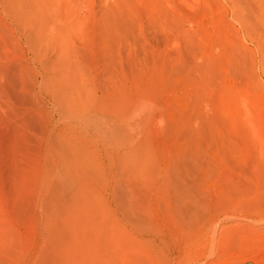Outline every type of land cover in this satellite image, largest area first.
I'll return each mask as SVG.
<instances>
[{"label":"rangeland","instance_id":"rangeland-1","mask_svg":"<svg viewBox=\"0 0 264 264\" xmlns=\"http://www.w3.org/2000/svg\"><path fill=\"white\" fill-rule=\"evenodd\" d=\"M40 1L42 22L53 31L49 42L0 0V258L36 264L45 248V218L53 211L38 200L49 186L57 144L76 138L89 168L118 152L131 158L144 151L151 162L159 157L163 169L181 142L179 126L198 121L205 138L219 133L213 137L230 138L233 146L228 153L219 142L220 148L206 143L201 167L191 165L186 177L197 184L207 176L204 195L212 188L223 213L202 211L193 221L171 214L163 172L133 176L126 163L114 181L133 210H118L110 192L109 205L104 199V217L114 219L104 258L107 264H264V0ZM68 89L78 93V104L103 115L101 124L94 112L87 117L92 124L81 122L83 113L65 114ZM109 117L117 123L108 126ZM221 153L231 154V165ZM234 185L238 193L226 195Z\"/></svg>","mask_w":264,"mask_h":264},{"label":"bare ground","instance_id":"bare-ground-1","mask_svg":"<svg viewBox=\"0 0 264 264\" xmlns=\"http://www.w3.org/2000/svg\"><path fill=\"white\" fill-rule=\"evenodd\" d=\"M9 2L13 8H15L19 11V17L25 23L30 24L32 31H35V33L38 32V33L42 34V36H40V37H42V39L46 38V40L49 42V40H50L49 37H50V35L53 34V31L51 30V28H48L44 22H42L43 12H44V4H42V2L40 0H9ZM51 31H52V33H51ZM43 34L45 35V38L43 37ZM63 44H65V43L63 42ZM63 48H65V47H63ZM65 52H63V55H62L64 57L66 56V54L64 55ZM55 84L60 85L61 82L60 81H58V83L53 82V85L55 87H57ZM68 90L70 92L62 97V102L64 105L65 114L74 115L76 113H78V114L83 113V114H81V122L82 123L84 122V124H85V121H88L87 117H89L88 116L89 113L94 112V110L88 108L84 101L80 102L78 104V97H79L78 93L75 92L74 89H68ZM98 113L99 112H96V111L94 112L93 121L95 123H100L99 121L103 120V118H104L103 115L101 116ZM109 118H107L108 121L110 122V123H108V126L109 125L113 126L115 123H117L116 120H118V119L112 118V117L110 119ZM209 118H210V115H209ZM185 119H187V118L185 117L183 120H185ZM187 120L189 121V119H187ZM195 120H193V121H195ZM79 121H80V119H79ZM90 121H92V120H89L88 122H90ZM93 121L90 123L92 124ZM102 122H103V124L106 123V122L104 123V121H102ZM76 124H77V122H76ZM79 124H81V123H79ZM178 124H179V122H178ZM180 124H182V123H180ZM187 124L189 125V123H187ZM188 125L187 126L186 125H180L179 126L178 135L179 136L181 135L180 136V139L182 138L180 140L181 142H178L177 146L175 147L176 152L174 155L171 154V155H169V157L167 156L166 161L163 158V160L166 162V163L164 162L165 167L163 166L162 167L163 169H161V167H159L160 164L157 165L160 161V159L157 160L159 157L156 158V160L158 162H156V160H155V162L154 161L151 162L149 160V157L147 158L148 154L146 156L144 151L143 152L142 151H135L131 158H127V157L121 155L117 151L118 153L117 152H115V153H117L118 156L115 158L113 156H111L110 162H107L108 164L104 163L105 165L104 164L100 165L101 163H97L100 166L95 167V164H96V162H95L94 166L90 167L91 169H93V170H91L88 166V163L85 162L86 159L84 161L81 159V153H84V151H82L80 148V146L82 147V145L79 146L80 141H78L79 142L78 143L75 140L76 138H74L72 140H68L69 142H64V143L60 142L59 144H57L55 146L56 152H55V149L53 148L54 149L53 154L52 153L50 154V157H51L50 159H53L54 157H55V159L57 157V159H56V162L54 164H52L51 169L48 171L49 186L45 190V192H43L44 197L42 198V200H38L39 204L42 206L43 210L49 209L50 211H53V212L49 213L48 218H45V222L47 223V225H46L47 226V235L45 234L46 237H44L46 243L44 246L45 248H43L41 253H39V255H38L39 258L37 259L36 264H107V261L104 258L105 255L102 252V250H104L106 248L107 238H108V236H106V235H107L108 229L110 230L109 224H108L109 220L107 219L108 221H106V219L104 217L105 215H107V213H109V212L105 211L107 208L106 207L107 204L109 205V203L107 201V198L109 197V192L111 193V196L113 198L112 200L116 201V203L118 205V210L120 209V211L123 213H125V210H133V207L131 205H128L125 202L126 200L124 201V199L122 198L123 193L121 194L120 193L121 189L120 188H119L120 190L118 189L119 181H114V179H116L117 177H118V179H120L122 176H124V171H125V169L128 168L126 163L130 164L129 167H130V169H132L133 172L131 173L130 169H128L129 170L128 172L133 174V176L134 175L136 176L137 174L138 175L144 174L145 172H148L150 170L151 171L156 170V171H158V173H159V171L163 172V174H162V183H163L162 189H164L166 186L167 193L169 196V197L168 196L167 197H168V199L170 198V200H169L170 201L169 202L170 203L169 212L171 211L172 212V213L170 212L171 214L182 215V216L188 215L189 217L192 216V217L198 218L199 216L200 217L202 216V211L206 212L207 216H209V217H215V216L218 217L221 213H223L224 209L220 207L221 205L219 206L218 203H215V200L213 202V197H212L213 195L211 194L212 188L210 191L205 193L206 196L204 195V190H206L207 188L203 189V187H204V185H206L208 183V182L204 183L205 182L204 179L208 180L206 178L207 177L206 175H205L206 177L205 176H204L205 178L202 177L201 180H199V183L197 182V184H196L195 180L189 181L190 179L189 178L187 179L186 177H187V174L189 173V171L191 170L192 166H193V168H195V167L200 168L201 167L199 165L201 164L200 162H202V160H199V159L202 158V154L204 155L207 152L206 148H209L212 146H216L217 148L218 147L220 148V146L218 145V142H219L222 146L221 147L222 149L220 148L221 151H227L228 149H230L229 152L228 151L227 152L231 153L230 152L231 147H233L232 143L227 142L230 140V138L228 136H226V137L229 139L226 141L225 139H221L223 137H221V138L213 137V135H216L213 133H212L213 135H210L208 137V138H210L212 136L210 138V140L207 137L205 138L206 135L204 136L203 135L204 132H201V129H200L202 124L199 127L198 121L193 122L192 126H190V127ZM81 126L84 127V125H82V124H81ZM91 126L92 125H90V127ZM103 127L105 128V126H103ZM205 127L203 125V128H205ZM211 127H213L212 124H211L210 128ZM211 129L212 130H210L208 128V131L209 130H210V132L213 131V128H211ZM84 130L86 131L87 128ZM173 130H175V129H173ZM205 130H207V129H205ZM214 130H216V129H214ZM217 131L219 132L218 129H217ZM88 132H90V131H88ZM88 132H87V134L86 133L85 134L88 135L89 134ZM205 134H207V132H205ZM218 134L216 136H218ZM232 136L233 135H231V137ZM206 139H208V142ZM206 143H209L208 145H210V144L211 145L208 147V146H206ZM204 147H206V148H204ZM213 148L211 150H213ZM84 149H85V147H84ZM149 151H150V149H149ZM204 151H206V152L204 153ZM93 152H94V150H93ZM210 153H212V152H210ZM228 153L226 155L221 153V155H224L223 158L220 157V158H222L221 160H223V159L227 160L228 159V161H229L230 159L228 157H229V155L231 156V154L228 155ZM167 154H170V153L167 152ZM209 155H207V157ZM211 155H213V154H211ZM227 155H228V157H227ZM86 156L87 155H85V157ZM214 156H216V155H214ZM225 156L227 157V159H225L226 158ZM233 156L235 157V155H233ZM210 158H211V156H210ZM115 159H116L117 163H114ZM152 160H153V157H152ZM212 160H211V162L214 163L213 162L214 160L213 161ZM209 161H210V159H209ZM222 162H224V161H222ZM229 162H231V163H229L231 165L232 161H229ZM51 163H53V162L51 161ZM162 163L163 162H161V166H162ZM212 163H210V165ZM208 164H209V162H207V165ZM210 165L208 167L212 166V165L211 166ZM213 166H214V164H213ZM213 166H212V168H214ZM202 167H204V165ZM213 171L214 170H212V172ZM128 172H126V173H128ZM197 172L200 173V170ZM202 173H201V175H202ZM204 173H206V172H204ZM208 173H209V170L207 171L206 174L208 175ZM193 174L195 176V174H196L195 170H194ZM119 176H121V177H119ZM155 177H158V176H155ZM190 178H193V177H191V175H190ZM231 180H230V182H232ZM234 181H236V180H234ZM234 181H233V184L235 183ZM226 185H229V181L226 183ZM235 186L236 185L229 187V189H226L227 190L226 195H229L231 193V195H229L231 197L233 195L232 193H234L236 191ZM101 190L105 191V194H103L105 196L102 195L103 197H101V194H100ZM207 190H209V189H207ZM220 190H221V188H220ZM226 190H224V192H226ZM40 193H41V191H40ZM237 193H234V195H236ZM214 194H216L215 191H214ZM124 196H125V193H124ZM202 196H205V198H203ZM223 196H224V194H223ZM164 198H162V199H164ZM104 199H105L107 204L105 203ZM164 201H165V199H164ZM227 202H225V203H227ZM163 206H164V204H163ZM166 206H168V205H166ZM108 207H109V209L111 208L110 206H108ZM165 208H167L166 210H168V207H165ZM108 211H110V213H111L113 210H108ZM110 215H112V214H109V216ZM43 217H44V215H43ZM192 217H190L191 220H192ZM176 219L178 220V218H176ZM201 219H202V217H201ZM112 220H114V219H110V221H112ZM187 220L188 219L184 220V221H186L185 222L186 224L188 223ZM180 221H182V220H180ZM180 221H179V224H180ZM202 222H203V220H202ZM198 223H199V225L202 224L201 222H198ZM117 227H118V225H117ZM112 235H113V233H112ZM8 250H9V248H8ZM7 254H5V255L7 256ZM113 258H115V255ZM0 264H6L3 260V258H0Z\"/></svg>","mask_w":264,"mask_h":264}]
</instances>
